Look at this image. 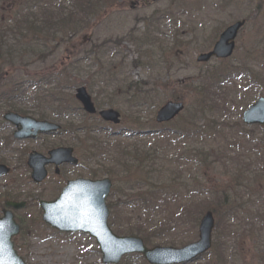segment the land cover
<instances>
[{
    "label": "rangeland",
    "instance_id": "374dc122",
    "mask_svg": "<svg viewBox=\"0 0 264 264\" xmlns=\"http://www.w3.org/2000/svg\"><path fill=\"white\" fill-rule=\"evenodd\" d=\"M53 3L51 7L59 6L60 11L71 12L72 0H55ZM32 4L48 7L46 0H0V32L4 31L3 27L10 25L21 10H26L25 6ZM35 12L38 13L39 10ZM99 15L100 19H91L88 27L72 34L68 41L65 38L59 41V37H56L55 45L48 46V49H51L49 52L45 50L44 54L37 53L23 60H14L12 68L5 76L7 81H0V89L13 81L44 82L51 74L55 76L59 74L56 76L58 82L66 87L62 96H70V99L66 100L69 102L72 100L74 103V89L79 83L75 87L63 84L65 81L63 76L60 77V73L72 61L79 60V67L76 65L73 67L75 78L94 82L91 96L96 107H109L103 105L106 97L109 99V96H112L114 104L112 108L121 114L120 125L112 127L101 124L105 131L101 130L94 135L106 141L109 150H113L117 144L136 146L140 149L149 148L152 144L159 143V140L165 139L164 132L173 130L175 133L186 125L192 126L190 112L197 106L203 109L204 114L199 117L201 122L195 124L204 127L209 122L212 123V128L205 135L201 145L204 147L203 156L196 159L193 157L179 159L180 170H176H182L183 173L191 170L192 174L196 170L202 175L199 179V187L202 186V189L199 191L198 200L212 203L217 192L220 194L217 199L232 193L233 197L229 198L230 208H241L240 210L238 208L237 212H231L232 216L225 219L228 231L222 237L217 236L216 240L218 233L213 230L212 241L215 242L213 244L215 248L192 264H264V226H261L264 220V127L248 128L241 122L242 111L258 97L264 96V0H159L155 3H151L150 0H116L106 3ZM242 19L246 20V24L236 37L235 50L228 60H210L206 64L196 62L199 54L211 49L224 28ZM146 29L154 32L161 45L175 46L174 51L180 54L169 71L168 78H165L164 73L158 74L157 68L153 71L148 69L149 62L143 59L141 50H137L132 43V40ZM129 31H132V37H128ZM125 36L126 39H123ZM4 40L8 45H17L9 32L4 35ZM104 40H110L116 45L103 54L105 55L103 59L111 65L110 73L107 75L106 70L96 67L91 58L82 57L83 50H88L92 42L98 44ZM117 40H120V43ZM65 50L67 54H71V59L65 60ZM38 51L41 52V49ZM176 67L178 69H175ZM69 71L71 70L68 69L67 72ZM222 71L229 72L227 75L231 72L234 74L249 72L252 77L257 78L258 83L255 88H244L247 86V78L238 80L233 75L227 81L220 79L221 83L219 81L213 83ZM99 75L103 77L98 79ZM160 75L163 76L162 82H167L163 89H157L154 105L128 108L131 103L128 98L125 99L122 90L130 83H147L151 77ZM73 80L71 77L69 83ZM210 83L211 91H215L216 100L209 96L210 99L206 101L212 98L214 103L211 105L201 103L203 107H200L198 101L211 93L210 88L205 91V96H200L191 89L194 86L198 88V84H203L207 88ZM51 88L50 85H46L43 89L44 92H52ZM115 92L118 96L113 95ZM173 95L185 103L186 110L169 124H156L154 121L156 111L166 101L176 100ZM130 96L131 93L126 97ZM32 98L33 95L30 93L24 101L14 103L18 108L25 110L27 116L37 118L39 110ZM7 111L14 110L8 105L0 104V164L11 170L9 175L0 178V217L6 201L27 203L23 209L12 211L15 221L21 228L20 234L13 239L17 255L25 264H101V254L94 239L80 233L65 235L50 229L41 221L38 201H53L67 181L90 178L91 174L103 170L104 166L109 164L108 159L102 156L99 161L84 163L82 168L63 166L59 176H53L50 170V178L38 186L31 183L29 170L24 162L32 150L40 152V149L41 153H44L45 150L58 146L74 148L82 135L72 133L69 124L78 125L85 118L75 111L69 118L55 120L65 128V132L45 137L41 148V142L38 141L17 142L12 139L14 128L2 120L3 114ZM96 120L93 117L88 120V124L96 126L99 124ZM111 134L114 135L110 136ZM174 140L175 138L172 139ZM194 142L200 140L191 139L188 144L186 142L181 145L172 144L167 156L175 155L174 159L177 158L182 150L188 149ZM2 146L7 148L4 149ZM224 147L227 148L226 153L218 154L219 160L211 163L212 157L217 153L216 150L225 151ZM75 154L76 157H80L77 149ZM163 156L165 157V154ZM154 157L156 165H159L160 157ZM201 160H204L203 163ZM176 165L177 163L172 164L171 169ZM247 167L250 169L248 175H244L241 182L232 181L234 189L229 188L228 178H233L238 172H246ZM136 174L132 172L131 176ZM103 177L105 176L101 175L99 179ZM126 216L130 218V224L145 222L143 217L135 213L123 214L122 221L117 220L116 225L126 222ZM213 216L216 222L215 214ZM153 223V219H149L147 226ZM197 236V228L192 230L185 226L169 235L155 237L149 245L180 248L196 241ZM118 264L147 263L141 257L134 256L122 258Z\"/></svg>",
    "mask_w": 264,
    "mask_h": 264
},
{
    "label": "trees",
    "instance_id": "16d2710c",
    "mask_svg": "<svg viewBox=\"0 0 264 264\" xmlns=\"http://www.w3.org/2000/svg\"><path fill=\"white\" fill-rule=\"evenodd\" d=\"M43 1V0H41ZM47 4L45 6L32 4L31 6H25L26 10H21L17 16L12 20L10 25L3 27V32H0V81H7V72L12 68L14 60H23L25 57L34 56L37 53L44 54L43 51H50L48 49L49 45H55L54 41L59 37V41L68 39L72 34L76 33L88 27V23L91 19H100L99 12L105 7L108 2H114L116 0H72L71 12L65 13L60 11V7H51L50 5L55 2V0H46ZM26 3H30L26 1ZM54 4V3H53ZM39 10L38 13L35 11ZM34 11V13L32 12ZM34 17V18H33ZM94 23V21H93ZM1 26V25H0ZM6 29L8 31H6ZM11 34L13 40L17 43L15 46L8 45L4 40V35L6 33ZM133 35L132 31H129L128 37ZM127 36V34H126ZM125 38L123 39H126ZM132 37V36H131ZM120 43V40H117ZM93 44L88 48V50H83V56L85 59H92V63L98 66L99 69L106 70V74L110 73V64L106 63L105 51H110L111 47H116V45L110 42V40L101 41L98 44L92 42ZM135 44L137 50H141L140 53L143 59L148 61V69L152 71L154 68L158 69V74L164 73L165 78H168L169 71L173 68L176 59L179 57L178 51H174V47H168L161 45V41L155 36L154 32L146 29L141 35L135 37L132 40ZM41 49V52L38 51ZM48 51V52H49ZM66 58L69 60L71 54H67V50L64 51ZM104 58V59H103ZM71 59V58H70ZM79 64V60H74L66 68L62 69L60 77L63 76L66 85L76 86L84 85L89 93L93 92L94 82L84 81L75 78L74 70ZM156 66V67H155ZM70 69L71 71L67 72ZM79 69V68H76ZM175 69H178L177 67ZM40 72V71H39ZM226 71H222L213 80V83L222 82L230 76L233 75L237 79L247 78V86L244 88H255L257 82L256 77H252L249 72H239L227 75ZM99 74L101 71L99 70ZM113 74V73H111ZM48 74H45V76ZM59 74H56L58 76ZM55 74H51L46 80H28L19 82H10L7 87L0 89V104L8 105L12 110L18 112L19 114H26V111L18 108L14 102L24 101L28 98V95L32 93L35 107L39 110V119H54L59 120L65 117H70L75 111H79L76 103L71 100V102L66 99L70 96H62L65 86L60 85L58 78ZM113 76V75H112ZM232 76V78H233ZM74 79L72 83L69 80ZM103 76L99 75L98 79ZM108 77V76H107ZM212 77V76H211ZM254 78V79H253ZM163 81V76L151 77L147 83H130L122 93L125 95V99L128 98L131 104L128 108L139 107L140 105H148L152 107L155 103V95L157 89H163L166 86V82ZM211 81V79H210ZM211 84L209 87H204L203 84H198L197 87H193L191 91L198 92L200 96H205L206 92L210 88V94L207 97H202L198 101L200 107L204 105H211L214 103V93L211 91ZM50 85L52 92H44V86ZM78 85V86H79ZM131 93L130 97H126ZM114 96H118V93H114ZM26 96V98H25ZM210 101H206L210 99ZM176 100V96H172ZM181 99V98H180ZM216 100V99H215ZM112 96L106 97V101L103 106L113 107ZM73 105V106H71ZM186 110V109H185ZM204 114V110L200 109L198 106L193 109L190 114V121L192 126L186 125L184 128L178 130L177 132H164L165 139L159 140V143H154L149 148H138L136 146L128 147L117 144L113 150H109L106 145L107 142L103 141L101 138H96L99 132V124L93 125L88 124L84 120L83 123L79 125L69 124L72 133L80 136L78 142L74 145V150L76 149L80 153L78 157L80 165L91 161H99L100 157L104 156L108 159L109 164L104 166V169L97 171L95 174H91V178H97L98 176L104 175L108 176L113 181L112 192L109 196L108 207L110 210V220L109 225L115 230V233L122 236H138L141 237L146 245L152 244L155 237L161 235L166 236L170 233L176 232L179 228L183 229L185 226L195 230L198 225L200 216L205 211H211L215 214L217 221L215 222L214 231L218 233L217 236H223L226 231H228L225 225V219H228L233 212H237L238 208H230L231 203H229V198L233 197L232 193L229 196H225L222 199L218 198L219 192L215 194L214 201L212 203H207L206 201L198 200L200 195L199 179L202 175L194 171L192 174L191 170L186 173L177 171L179 167V159H189L202 157L201 147L203 139L207 133H209L212 128V123L206 124L204 127L198 126L196 122L200 121V115ZM84 118L88 116L84 115ZM254 129H259L258 127H252ZM65 130V128H64ZM215 131V130H213ZM212 131V132H213ZM160 135V134H159ZM158 135V136H159ZM175 138L174 141L172 139ZM199 139L200 142H194L193 145L188 146V149L182 150L180 156L174 159V156H167L169 147L172 144H184L189 140ZM188 144V143H187ZM226 148V147H224ZM180 151V150H178ZM227 148L222 150H216V154L212 157L211 163L219 160L218 154L226 153ZM165 154V157L163 156ZM154 156L160 157L159 165H156L154 161ZM202 163L204 160H201ZM89 162V163H90ZM177 165L174 169H171L172 164ZM157 166V167H156ZM160 167V168H158ZM180 170V169H178ZM249 168H246V172H238L233 178H228L227 182L229 188L234 189L233 183L236 181L241 182L244 175H248ZM132 172H136V175L131 176ZM257 177V176H256ZM233 181V183H232ZM119 183V184H118ZM236 187H239L236 185ZM259 189V188H258ZM257 189V190H258ZM222 191V190H218ZM236 195V194H234ZM236 200V199H235ZM225 210V212H224ZM128 211V212H127ZM232 212V213H231ZM137 214L143 217L142 223L130 224V218H126V222L118 223L117 220H121L123 214ZM149 219H153V224L147 226ZM221 219V221H220ZM155 220V221H154ZM122 221V220H121ZM261 226H264V220ZM215 243V242H214ZM213 243V244H214ZM212 245V249H214ZM211 249V250H212Z\"/></svg>",
    "mask_w": 264,
    "mask_h": 264
},
{
    "label": "water",
    "instance_id": "95a60500",
    "mask_svg": "<svg viewBox=\"0 0 264 264\" xmlns=\"http://www.w3.org/2000/svg\"><path fill=\"white\" fill-rule=\"evenodd\" d=\"M153 2L157 0H152ZM245 21H237L228 26L219 36L212 50L200 54L196 61L206 63L211 58H229L234 49L235 38L244 26ZM74 98L80 103L85 113L95 114L96 110L84 87L75 90ZM181 102H166L157 111L155 121L158 124L172 121L183 111ZM100 119L114 125L119 124V114L106 109L98 113ZM3 120L15 126L17 130L13 137L17 140L35 138L38 133L52 134L60 130V126L46 121H36L29 117H21L8 112ZM242 122L246 126L258 125L264 127V97H259L242 113ZM72 149L57 148L44 157L36 152L29 155L27 166L31 170V180L38 184L47 176L45 166L54 165L55 173L62 164L77 165L72 156ZM9 170L0 165V177ZM111 183L108 179L90 181L76 180L68 182L58 198L53 202H39L43 211L42 220L51 228L64 233L88 234L94 238L102 254L103 264H118L125 255L139 254L148 264H188L197 260L211 247V235L214 228V218L211 212H205L199 221L198 240L182 248L153 247L148 249L140 238L115 236L108 227L109 211L105 201L109 195ZM7 207L19 209L24 203L8 202ZM19 232L12 214L3 211L0 219V264H25L13 249L11 238Z\"/></svg>",
    "mask_w": 264,
    "mask_h": 264
},
{
    "label": "flooded vegetation",
    "instance_id": "af4514ba",
    "mask_svg": "<svg viewBox=\"0 0 264 264\" xmlns=\"http://www.w3.org/2000/svg\"><path fill=\"white\" fill-rule=\"evenodd\" d=\"M43 141H44V139H40V140H39V142H41V144H40V147H41V148H43V144H42ZM39 151H41V150L39 149ZM50 168H51V170H52V167H50Z\"/></svg>",
    "mask_w": 264,
    "mask_h": 264
}]
</instances>
